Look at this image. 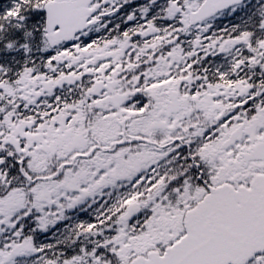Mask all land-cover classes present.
<instances>
[{
  "label": "snow or ice",
  "instance_id": "snow-or-ice-1",
  "mask_svg": "<svg viewBox=\"0 0 264 264\" xmlns=\"http://www.w3.org/2000/svg\"><path fill=\"white\" fill-rule=\"evenodd\" d=\"M0 264H264V0H0Z\"/></svg>",
  "mask_w": 264,
  "mask_h": 264
}]
</instances>
